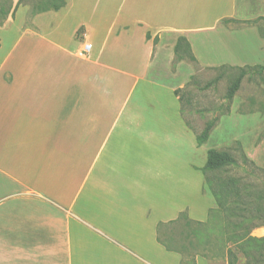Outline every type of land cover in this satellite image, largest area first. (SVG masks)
<instances>
[{
  "label": "crops",
  "instance_id": "obj_1",
  "mask_svg": "<svg viewBox=\"0 0 264 264\" xmlns=\"http://www.w3.org/2000/svg\"><path fill=\"white\" fill-rule=\"evenodd\" d=\"M225 1L66 0L60 11L33 17L0 58V252L26 251L25 222L47 239L39 251H63L58 246L76 226L72 221L106 232L101 213L114 217L119 202L125 205L117 178L133 187L135 156H153L160 166L166 154L157 130L147 126L136 135L142 123L135 102L127 111L153 63L154 39H170L174 52L179 37L222 18L214 13ZM42 18L45 29L36 23ZM86 44L89 54L80 52ZM71 57L84 69L68 65ZM151 136L157 143L139 148Z\"/></svg>",
  "mask_w": 264,
  "mask_h": 264
},
{
  "label": "rangeland",
  "instance_id": "obj_2",
  "mask_svg": "<svg viewBox=\"0 0 264 264\" xmlns=\"http://www.w3.org/2000/svg\"><path fill=\"white\" fill-rule=\"evenodd\" d=\"M16 4V0H0V10L9 11L5 19L0 16L1 59L16 37L34 22V0H25L12 18ZM214 14H221L222 18L215 19L209 30L186 38L195 61L187 56L185 48L181 55H176L170 39L155 47L153 63L132 94L127 111L133 109L135 102L136 116H140L142 123L136 135L146 134L149 126L163 138L159 143L152 140L153 136L141 140L139 148L145 149L144 143H157L166 154L160 157V166L153 156L151 160L135 156L139 169L134 172L133 187L130 180L126 186L125 180L117 178L115 190L121 200L125 199V205L119 202L118 216L101 213L106 232L101 235L72 221L76 226L62 242L65 247L58 246L63 251H39L38 246L46 247L47 239L25 222L24 228L31 234L21 236L20 242L26 251L0 252V264L17 260L38 264H180V255L168 253L157 242V226L176 219L184 211L192 220L203 222L208 211L216 207L213 198L203 193L204 177L200 171L210 149L228 152L236 159L239 166L230 169V175L255 181L264 188V80L247 76L234 98H227L240 69L264 65V21L246 24L264 18V0L225 1ZM47 19L36 21L40 29L46 28ZM224 19L238 23L226 25ZM66 61L76 69L85 67L74 57ZM126 122L122 120L121 125ZM208 123L213 124L209 139L198 147L196 136ZM250 167L256 168L255 176L247 175ZM147 169L150 174H142ZM251 235L264 238V226L254 229ZM197 264L223 263L199 257Z\"/></svg>",
  "mask_w": 264,
  "mask_h": 264
},
{
  "label": "trees",
  "instance_id": "obj_3",
  "mask_svg": "<svg viewBox=\"0 0 264 264\" xmlns=\"http://www.w3.org/2000/svg\"><path fill=\"white\" fill-rule=\"evenodd\" d=\"M25 3L19 0L12 12V18L18 8ZM66 6V0H34L31 6V17L46 13L58 12ZM8 10L1 9L0 16L5 19ZM264 21L259 18L256 24ZM224 24L238 23L234 19H224ZM147 40H151L149 33ZM159 42L158 37L154 44ZM195 61L191 46L186 37H179L174 47L176 55L184 52ZM259 77L264 80V65L245 66L231 87L227 98L232 100L239 91L245 77ZM178 95V90L174 92ZM213 128L208 123L204 131L196 136L198 147L203 146L209 139ZM244 158V157H243ZM245 162L246 159H244ZM236 159L228 152L210 149L207 151L205 165L200 169L203 177V193H208L216 207L208 211L206 221L192 220L186 211L181 212L176 219L159 223L157 226V242L168 253L181 256L180 264H197V258L223 264H264V238L251 235L256 228L264 226V188L255 181L244 177L232 176L229 170L238 167ZM246 171L249 177L256 175V168Z\"/></svg>",
  "mask_w": 264,
  "mask_h": 264
},
{
  "label": "built area",
  "instance_id": "obj_4",
  "mask_svg": "<svg viewBox=\"0 0 264 264\" xmlns=\"http://www.w3.org/2000/svg\"><path fill=\"white\" fill-rule=\"evenodd\" d=\"M91 50H92V45L86 44V45H84L81 52L84 54H89Z\"/></svg>",
  "mask_w": 264,
  "mask_h": 264
}]
</instances>
